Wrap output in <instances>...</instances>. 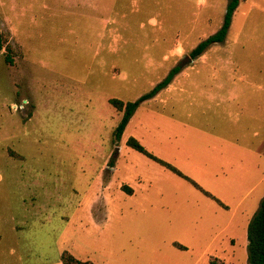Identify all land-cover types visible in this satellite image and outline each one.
<instances>
[{
	"label": "rangeland",
	"instance_id": "rangeland-1",
	"mask_svg": "<svg viewBox=\"0 0 264 264\" xmlns=\"http://www.w3.org/2000/svg\"><path fill=\"white\" fill-rule=\"evenodd\" d=\"M228 1L0 0V264H61L63 251L94 264H250L264 0H241L224 40L190 55ZM173 67L117 137L123 110L109 99L136 100Z\"/></svg>",
	"mask_w": 264,
	"mask_h": 264
},
{
	"label": "trees",
	"instance_id": "trees-1",
	"mask_svg": "<svg viewBox=\"0 0 264 264\" xmlns=\"http://www.w3.org/2000/svg\"><path fill=\"white\" fill-rule=\"evenodd\" d=\"M241 0H229L226 5V12L224 14L223 23L221 27L212 35L208 36L206 39L200 41L190 52L191 57L198 56L201 54L205 48L212 42H221L224 40L225 36L227 35L232 15L237 8L238 4ZM6 39L3 35V32L0 29V50L5 46ZM5 61L7 63H11L12 59L9 53H6L5 55ZM178 70V67H173L169 74L160 81L153 89L150 91L142 94L139 96L136 100L133 101H126L123 102L122 100L118 98H110L109 102L118 110H123V115L118 123V125L115 128V135L117 137H120L122 131L124 130L125 125L127 124L131 114L135 110V108L138 106V104L145 99L151 97L154 95V93L162 88L165 84L169 82V80L172 78L173 74L176 73ZM126 143L132 147L133 149L145 154L147 157L159 162L160 164L166 166L176 174L182 175L181 172L171 164L167 163L166 161L159 159L158 157L154 156L152 153L148 152L144 146L134 137H129L126 140ZM183 176V175H182ZM185 177V176H184ZM188 179L193 185H195L198 189H200L204 194L211 196L214 198L209 192L203 190L200 186H198L193 180L185 177ZM215 199V198H214ZM219 203H221L219 200H217ZM222 204V203H221ZM248 259L250 264H264V196L262 197V200L260 202L259 209L254 214L252 220L249 223L248 226ZM61 264H94L90 260H81L79 258H76L68 251H63L61 253ZM211 264H216L212 262ZM221 264V263H219Z\"/></svg>",
	"mask_w": 264,
	"mask_h": 264
}]
</instances>
